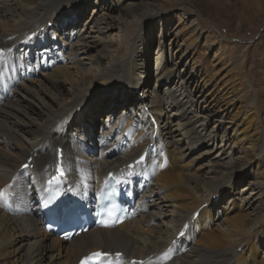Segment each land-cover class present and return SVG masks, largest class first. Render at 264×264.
<instances>
[{
    "label": "bare ground",
    "instance_id": "1",
    "mask_svg": "<svg viewBox=\"0 0 264 264\" xmlns=\"http://www.w3.org/2000/svg\"><path fill=\"white\" fill-rule=\"evenodd\" d=\"M205 1L229 20L236 16L226 8L229 0ZM244 1L249 15L264 16L262 0ZM183 13L196 15L188 0H0V264H77L96 250L112 255L100 264H264V120L247 56L237 52L235 59L245 93L228 85L220 68L208 89L197 66L204 60L187 66L201 32L192 28L184 42L176 25L167 28L175 59L161 65L152 89L141 75L145 31L156 17L167 15L171 23ZM181 60L187 64L178 70ZM178 83L184 97L171 87ZM126 93L132 105L114 108ZM196 102L207 113L204 129ZM105 107L112 111L106 118L86 117ZM57 147L66 168L60 210L72 201L92 207L112 173L133 198V215L70 240L46 231L41 196ZM144 150L145 162L130 173L124 166ZM217 150L222 158L213 156ZM252 190L257 198L249 197ZM7 201L16 212L5 209Z\"/></svg>",
    "mask_w": 264,
    "mask_h": 264
},
{
    "label": "rangeland",
    "instance_id": "2",
    "mask_svg": "<svg viewBox=\"0 0 264 264\" xmlns=\"http://www.w3.org/2000/svg\"><path fill=\"white\" fill-rule=\"evenodd\" d=\"M250 2H254V0H249ZM230 6L226 5V8L229 10V12L234 11L236 13V16H234L232 19H228V15L224 16L222 15L220 10H214L213 7L208 6L206 4L205 0H188L190 8H193L196 10V15L192 17H187V14L180 16V19L177 20L178 15L176 17L170 19L171 23H168V17L167 15H164L163 17L159 18L156 17L152 24L150 25L151 29H147L145 31L146 37L143 39L144 44L146 46V52H147V66H145V69L141 70V75H145L148 77V80L146 81L148 88H153L155 83L157 73L160 71L161 65L166 61V59L174 60L176 57V51L171 50V46L169 45V41L167 39V28H174L176 25H178L181 30L183 31L182 34V40L184 42H188V39L191 37V29L196 28L198 32H201L200 37V45L197 48L195 54H193V57L191 61L188 63V68L193 64L197 62L203 61L204 63L199 66L198 69L201 70V75L204 77V80L206 81V87L209 89L211 88L210 80H208L210 77L213 79L217 76L218 72L217 70L220 68V75L223 77L224 80L228 79L227 84L232 85H240L242 87V93H245L248 89V83L246 80H244L243 72L241 71L240 67L237 66V62L235 61L237 52H243L245 56H247V62L245 70L247 72L248 77L252 80V86L255 90H257L258 96L262 100L261 102V117L264 120V16H257V15H249L248 12L245 9L246 2L244 0H229ZM262 4H264V0H262ZM10 9V10H9ZM13 9V8H12ZM11 12L10 7H6V13L9 11ZM8 11V12H7ZM9 12V13H10ZM220 12V13H219ZM262 15V14H261ZM247 18L249 17V20L242 21L241 17ZM191 22L194 23L193 26H191ZM51 28V25H49ZM69 28V25H67V28ZM151 30V31H150ZM150 35V36H149ZM212 44V45H211ZM210 50L209 54L207 55L204 50ZM91 49L89 52L92 53ZM158 52V53H157ZM170 53H171V59H170ZM159 55V57H158ZM201 58H200V57ZM101 61V58L99 55H94L93 60ZM184 64H187L184 60H181L180 67H178V70H181L184 67ZM196 65V64H195ZM201 78V77H200ZM214 80V79H213ZM175 86V92L181 95L182 97L185 96V93L182 92L181 83L178 84H172L171 87ZM191 95H193L195 91L189 90ZM159 96L161 97V100H164L166 104V96L163 93V90H159ZM127 93L122 97V99L126 100V102L121 105H115L114 108L117 107H123V111H127V107L132 101L127 103L130 98H128ZM109 98H107L108 100ZM186 99V98H185ZM184 99V100H185ZM132 100V99H131ZM95 103H98L97 100H95ZM106 101H103L102 105H104ZM118 104V103H117ZM125 104V105H124ZM129 104V105H128ZM190 103H188V106ZM119 106V107H118ZM192 106V105H191ZM195 106L197 107V113L200 116L199 124L201 128L204 129L203 122L205 121L203 116H206L207 113L203 115V111L201 110V104L196 102ZM195 107V108H196ZM101 108L98 112H95L94 116L92 117L90 113H87V118H93V122H96V120L104 119L106 118L104 114L112 112L111 108L106 109ZM194 108V105H193ZM116 109V110H117ZM121 109V108H119ZM194 110V109H192ZM115 112V111H114ZM113 112V114H114ZM172 114V112L170 113ZM203 118V119H202ZM216 117L214 116L211 121H209L208 126L209 129L211 126H213L215 123H213L214 119ZM219 121L217 122V124ZM203 124V125H202ZM219 139L222 138L220 133L217 136ZM228 137V136H227ZM224 138V137H223ZM196 144H192L189 146V148L196 149L197 146H194ZM222 149H225L224 147ZM229 151V156H233L232 153H230L231 148L227 149V152ZM219 152V153H218ZM99 152L97 150L96 155H98ZM218 155L219 158H222L220 155V150H217L214 152L213 156ZM195 153H193V156ZM216 155V156H217ZM191 156V157H193ZM173 159V158H172ZM191 158L189 157L188 160ZM229 160V157L224 159L225 161ZM174 160V159H173ZM169 169V167H167ZM246 179L242 180L239 184L236 185L235 189H240L245 183ZM249 197L257 198L259 195L256 194L255 191L249 192ZM248 196V195H247ZM228 198V195L225 196L223 201ZM260 202V201H259ZM220 204H223L219 202ZM215 206V205H214ZM212 207V213L214 214V207ZM216 208V206H215ZM211 228H212V223Z\"/></svg>",
    "mask_w": 264,
    "mask_h": 264
},
{
    "label": "snow or ice",
    "instance_id": "3",
    "mask_svg": "<svg viewBox=\"0 0 264 264\" xmlns=\"http://www.w3.org/2000/svg\"><path fill=\"white\" fill-rule=\"evenodd\" d=\"M3 56V50H0V57ZM25 168L27 167V165L24 166ZM63 174V173H62ZM3 193H0V197H2ZM76 210L75 209H67L64 213H62L64 216L68 217V218H71L74 214H75ZM105 226H108V225H105ZM187 227V226H186ZM101 253H93V256L94 257H100ZM164 256L167 258V253L164 254ZM84 264H86V262H84Z\"/></svg>",
    "mask_w": 264,
    "mask_h": 264
}]
</instances>
